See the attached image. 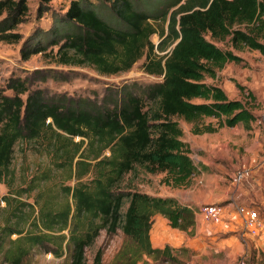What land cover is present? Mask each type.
I'll return each mask as SVG.
<instances>
[{
  "label": "trees",
  "instance_id": "obj_1",
  "mask_svg": "<svg viewBox=\"0 0 264 264\" xmlns=\"http://www.w3.org/2000/svg\"><path fill=\"white\" fill-rule=\"evenodd\" d=\"M50 1L41 0L40 13L49 9ZM96 1L108 7L110 18L99 11ZM138 1L70 0L51 27H37L23 40L21 55L28 59L39 52L54 53L49 46L58 45L54 55L59 62L94 64L101 72L116 73L130 69L146 54L145 69L163 76L161 81L143 86L148 100L128 89L114 99L94 103L55 98L43 88L31 89L27 80L18 76H11L6 86H0V182L11 171L19 139L44 137L66 154L70 150L60 142L62 136H82L77 149L85 138L99 147L93 184L68 186L74 204L68 200L54 208L45 202L34 220L39 232L22 234L7 247L0 240V253L11 264H21L34 245L60 256L67 238L72 245L70 264H85L86 248L101 229L113 232L120 226L128 238L120 251L121 261L138 264L145 255L178 260L171 245H153L154 215L161 213L172 227L193 231V205L175 195L123 190L118 184L140 164L150 172L165 171L162 181L168 185H190L200 168L191 155V144L183 138L180 118L192 123L194 133L213 132L237 123L251 128L256 120L249 101L229 97L221 86L206 82L205 77H215L217 68L227 61L241 60L232 49L219 46L217 40L228 37L235 49L249 47L264 54V42L260 40L264 38V0H154L155 6L149 9L139 7ZM28 11V0H0V41L18 42L23 38L18 27ZM150 18L168 20L158 43L151 39L157 27ZM167 43L174 45L162 55L155 54V48L164 50ZM7 88L13 93L5 92ZM248 94L252 97V92ZM206 117L216 122L205 121ZM107 148L110 154H105ZM126 197L129 204L123 211ZM67 228L69 235L61 233ZM93 264H103L102 248Z\"/></svg>",
  "mask_w": 264,
  "mask_h": 264
},
{
  "label": "rangeland",
  "instance_id": "obj_2",
  "mask_svg": "<svg viewBox=\"0 0 264 264\" xmlns=\"http://www.w3.org/2000/svg\"><path fill=\"white\" fill-rule=\"evenodd\" d=\"M28 2L26 20L18 27L23 38L18 42L0 41V86H6L11 76H18L25 78L31 89L43 88L48 96L73 97L94 103L114 99L127 89L136 91L146 99L143 86L163 79L162 75L145 69L146 54L130 69L116 73L101 72L94 64L59 62L58 57L54 55L58 45L49 46L48 50L53 48L54 53L39 52L24 59L21 55L23 40L37 27H51L55 23L57 13L65 12L70 0H51L48 3L49 9L43 13L39 12L41 0ZM96 3L99 11L110 18L111 11L108 7L99 5V1ZM138 6L144 9L153 8L154 0H140ZM150 20L157 27V31L151 35V39L156 43L161 40L162 29H167L168 20ZM260 40L264 42V38ZM217 44L222 48L232 49L241 60L227 61L221 68H217L215 77L207 75L205 81L221 86L231 98L250 102L257 115L251 128L237 123L234 126H222L213 132L194 133L191 130L192 123L180 118L184 129L183 138L191 144V155L200 168L192 177L190 185H168L162 181L165 171L150 172L139 164L135 170L125 175L118 187L123 190L139 189L156 195H175L193 205L199 224L215 227L232 222L238 228L234 233H239L243 219L235 212L237 204L254 206L264 221V54L249 47L235 49L228 37L225 40H217ZM173 45L174 43H167L164 50L155 48V54L162 55V51ZM238 83L243 86L242 89L238 87ZM5 92L11 94L13 90L7 88ZM248 92H252V97ZM23 96L26 97V93ZM149 104L150 101H147L146 105ZM209 120L216 122L214 118H205V121ZM81 138L82 136L78 135L72 139L66 136L60 138V142L68 145V154L62 153L44 137L17 141L11 171L0 182V240L3 241V246L7 247L12 239L22 234L39 232L34 220L38 218L45 202L54 208L61 207L68 200L74 204L68 186L79 182L93 184L98 173L96 163L99 158H96L95 154L99 147L90 145L89 139L85 138V142L77 149V142ZM105 154H110V149L107 148ZM237 170H242L243 176L238 183H234L231 177ZM128 204L129 198L126 197L123 211ZM206 204L222 205L225 208L222 219H205L200 208ZM154 222L156 224L153 227H156V230L152 234L156 235V241L163 235L176 238L179 231H182L172 227L169 220L160 221L155 216ZM69 229L61 233L69 235ZM188 232V235L194 234V231ZM236 235L238 237V234ZM219 240L218 235L212 237L204 233L198 240L201 248L192 249L184 244L178 248L173 247L179 258L176 261L145 255L138 264H264V227L253 239H246L247 245L240 239L243 242L242 249L233 258L228 255V249L217 245ZM127 241V235L121 226L113 232L106 227L102 228L94 243L86 248L85 264H93L94 256L100 248L103 249V264H127L121 261L120 257V251ZM204 241L207 242V247H211L210 250L202 251ZM63 245L64 251L60 256L47 251L44 246L34 245L21 264H70L72 245L68 238ZM0 264H11L4 258L3 252L0 253Z\"/></svg>",
  "mask_w": 264,
  "mask_h": 264
},
{
  "label": "crops",
  "instance_id": "obj_3",
  "mask_svg": "<svg viewBox=\"0 0 264 264\" xmlns=\"http://www.w3.org/2000/svg\"><path fill=\"white\" fill-rule=\"evenodd\" d=\"M179 199L181 200L180 197H179ZM181 201H183V200H181ZM155 216L158 217V220H160V221H167L168 220V218L165 217L161 213H156L154 215V219H155ZM155 224L156 223L153 222V225L151 228V239H152L154 246L164 247L167 243L174 248H178L182 244H184V245H187V247L189 246L192 249H196V248H201V246L198 245V240H200V238L202 237V235L204 233L206 236L209 235L212 237H217V235H218L220 240L217 241V245L219 247L224 248V249H228V255L231 256V258L236 257L237 253H239V251H241V249H242L241 247H242L243 242L246 243V245H247L248 242L246 241V239H248V238L253 239L255 236H257V235H255V236L248 235L246 232H244L243 226H242V228H240L241 230L239 231V233H237V232L234 233L235 231H237L238 228H236L232 222H228L224 226L220 225V226L214 227V226H209V224L206 226L204 223L199 224V222H197V220H196V224H195V227L193 229V231H194L193 235H188V233H189L188 231L181 229L182 231H179V233H178L179 236L176 235V238H171L169 236L165 237L163 235V237L161 236L159 238V240L156 241L154 239V238H156V235L153 236V234H152V232L153 231L155 232V230H156V227H153V226H155ZM162 231L164 232V230H162ZM226 234H230V235H226ZM236 234H238V237ZM207 245H208L207 242L204 241V246L202 248V251H206V250L211 249V247H207ZM229 263H232V262L229 261ZM223 264H225V263H223Z\"/></svg>",
  "mask_w": 264,
  "mask_h": 264
},
{
  "label": "built area",
  "instance_id": "obj_4",
  "mask_svg": "<svg viewBox=\"0 0 264 264\" xmlns=\"http://www.w3.org/2000/svg\"><path fill=\"white\" fill-rule=\"evenodd\" d=\"M168 50L162 51V53H165ZM157 51L159 52V50ZM242 176V170H237L232 175L231 181L234 183H238L241 180ZM200 211L205 219L219 221L222 219L225 213V208H223V206L219 204H206L204 206H201ZM235 211L243 219L244 232L251 236H255L260 233V231L264 227V221L262 220L258 210L254 206L237 204L235 207Z\"/></svg>",
  "mask_w": 264,
  "mask_h": 264
}]
</instances>
